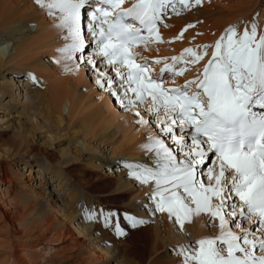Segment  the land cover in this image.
<instances>
[{
    "label": "snow or ice",
    "instance_id": "6c2138e0",
    "mask_svg": "<svg viewBox=\"0 0 264 264\" xmlns=\"http://www.w3.org/2000/svg\"><path fill=\"white\" fill-rule=\"evenodd\" d=\"M33 2L63 30L67 43L55 62L66 71L72 62L76 71L87 68L119 108L135 110L137 125H151L156 132L145 145L154 155L144 164H125L141 184L154 182V210L174 217L181 229L201 213L210 217V231L218 227L219 235L182 246L181 264H264V30L259 14L242 29L228 27L214 44L185 48L171 62L149 61L137 49L163 42V22L203 0H132L131 7H125L126 0ZM194 26L188 24L179 38ZM210 49L211 58L193 79L166 86V73L175 85ZM153 64L163 65L159 73L154 74ZM126 219L132 228L145 223L132 215ZM116 232L128 235L119 225Z\"/></svg>",
    "mask_w": 264,
    "mask_h": 264
},
{
    "label": "bare ground",
    "instance_id": "6f19581e",
    "mask_svg": "<svg viewBox=\"0 0 264 264\" xmlns=\"http://www.w3.org/2000/svg\"><path fill=\"white\" fill-rule=\"evenodd\" d=\"M257 14V22L264 30V0H203L200 6L195 5L180 18L167 20L170 29L160 31L167 41L165 46L138 50L154 59L194 45L214 44L228 27L240 25L242 29L246 22L256 19ZM190 23L195 26L188 28L180 39V33ZM57 24L58 21L33 0H0V113L12 117L7 120L6 116L0 121V141L3 140L0 185L6 186L0 189V264H181L183 257L179 259L175 254L171 258L166 253L167 248L175 246L181 254L183 245H180L184 243L174 237V217L158 210V215L152 213L155 201L146 199L147 191L154 189L152 182L143 185L138 181L141 185L137 187V183L123 180L122 174L117 175L113 170L117 165H113L112 160L97 157L87 144V139L103 146L110 142L109 129L103 123L114 109L105 95L97 104L98 108L90 110L95 89L84 80L81 69L75 70V62L70 63V70L66 71L63 63L55 62L51 66L43 59L44 54L50 53L56 61L60 58L58 49L67 43ZM10 73L12 78L8 79L5 74ZM24 74L35 85L40 83V90L34 92L35 106L21 105V91L15 93L18 81L13 76ZM81 87H86L88 94L81 93ZM34 107H38L40 117L55 131L63 130L61 132L67 131V134L57 137L41 127L37 119L35 122L30 119L28 111ZM144 107H141L142 114ZM64 108L68 111V120L63 115ZM13 112L19 118L17 129L11 121ZM82 113L87 119L81 120V126L76 125V118ZM143 130L145 127L141 126L137 133ZM68 135L69 143H63L62 148L54 147ZM148 143L149 140H145L134 147L133 143L114 146L110 158L144 164L154 155L146 150ZM144 152L143 157L139 155ZM123 162L125 166L126 161H122V165ZM19 164L21 171L30 170L29 177L36 173L49 187L56 186V192L62 195L59 200L62 210L50 204L46 189L37 193L33 187L22 183L24 174L16 171ZM45 197L47 209L43 210L40 204ZM82 198L86 208L102 223L97 218L94 223L88 220L87 209L79 207ZM109 205L115 208L110 211ZM129 215L145 223L132 228L126 219ZM203 219L204 213L193 216L182 230L195 239L219 235L218 227L207 231ZM214 223L218 225V221ZM116 225L124 228L128 235H117Z\"/></svg>",
    "mask_w": 264,
    "mask_h": 264
},
{
    "label": "rangeland",
    "instance_id": "374dc122",
    "mask_svg": "<svg viewBox=\"0 0 264 264\" xmlns=\"http://www.w3.org/2000/svg\"><path fill=\"white\" fill-rule=\"evenodd\" d=\"M206 45H209V44H206ZM91 51V50H89ZM43 59L45 60V62H48L49 64H51V66H53L55 64V60L50 57V53H46L44 54V56H42ZM45 57V58H44ZM148 58V57H147ZM100 58L97 57V60H99ZM152 59V58H151ZM155 59H158V58H154L153 60ZM82 63V62H81ZM101 69L105 70V71H110V69H107L104 65H100ZM154 68V74H156V72L158 71V67H153ZM80 69L84 72L83 73V78L84 80L89 83L92 87H94V92L92 94V102L89 104V107H93V108H90V110H96V107L99 105V102L101 99V97L104 96V98H107L108 100V104L112 107L113 110V113L111 115H109L108 119H105L106 121L103 123V126L104 127H107L109 130H108V134L110 135V142L108 144H105L106 146H103L101 145V143L97 142L96 140L95 141H92V140H89L87 139V144L91 145V149H93L95 152L94 154L97 156V157H100L102 159H105V160H112V164H116L117 166L115 168H113L115 174L117 175H120L122 174V178H124L123 180H127V181H130V182H133L134 184L137 183V187H139V182L138 180L134 179L131 175V171L129 172V169L126 168L124 166V162H123V165H122V161H126V163L129 161V159H124V158H113L111 159L110 158V155L112 153V151L115 149L114 146H121L122 144H125L127 146H129L130 144H132L131 146L134 147L135 145H137L138 143L140 144V142H145V140L147 141L148 140V137L151 135V136H155L156 135V132L154 130H152L153 128H150L151 125L149 126H144L145 127V130H143L141 132V134H138L137 132L141 129V125H137L135 123V115H134V110L133 112L129 113V112H126V111H123L121 108H119L117 106V103L115 102L114 98L111 97L108 93L107 90H102L99 88V86L94 82L98 77L97 75L93 74V73H90L89 70L83 66L80 67ZM157 70V71H156ZM114 74V73H113ZM7 76L8 79H11L12 76H11V73L10 74H5ZM24 76V77H23ZM14 80L18 81L17 83V86H16V92L15 93H19L21 91V97H20V103L21 105H26V104H30V106H35L36 105V96L34 94L35 90H40V86L38 85H35L34 82H32L27 76L24 75H15L13 76ZM29 79V80H28ZM183 79V78H182ZM170 82V81H168ZM24 85H23V84ZM22 85L24 87H22ZM29 85V86H28ZM29 88V90L27 89V87ZM34 89V90H33ZM80 89V92L81 93H85V94H88L86 90H88L86 87H81L79 88ZM33 92V93H32ZM30 93V94H29ZM103 98V99H104ZM92 104V105H91ZM98 104V105H97ZM89 107H86L87 109ZM142 107V106H141ZM19 108V106H18ZM98 108V107H97ZM38 107H34L33 110H29L28 111V115L30 117V119H33L34 122L36 121V119L39 121V123L41 124V127L43 126L44 128H46L48 131H51V134L53 132V135L57 136V137H63L64 135L67 134V131L64 132V134L61 132L63 130H57L55 131L54 127L52 125L49 124V122L45 119H43L42 117H40L39 115V112L37 111ZM20 111H23L22 108H19ZM13 120L12 123L14 125V128H18L16 125H18V116L17 114H15L13 112ZM63 115L64 117L67 118L68 120V111L64 108L63 109ZM84 113L81 114V116H78L76 119V125H82V119L84 120ZM7 116V115H6ZM6 116L4 114H1L0 113V121L3 120V118ZM8 117V116H7ZM12 118V117H11ZM10 117L6 118L7 120H10L11 119ZM145 118H149V117H145ZM87 119V118H85ZM6 124V123H5ZM80 125V126H81ZM68 129V126L65 127V130ZM153 131V132H152ZM40 136V135H39ZM139 136L142 137L139 139ZM41 137V136H40ZM81 138H84L83 136H81ZM66 139V140H65ZM139 139V140H137ZM3 142L0 141V144ZM70 142V136L68 135L66 138H63V140H59L56 144H55V148H62L64 147V144H66ZM64 143V144H63ZM78 144H80V141L78 142ZM135 144V145H134ZM138 144V145H139ZM140 149V148H139ZM138 149V150H139ZM137 151V150H136ZM140 156H144L145 155V152L144 153H139ZM120 164V165H118ZM34 165V164H33ZM118 166H122V167H118ZM35 167V166H34ZM21 165L19 164L18 167H16V171L20 170L19 172H22V174H24V177L22 179V183L24 184H28L30 187H33L36 191H38L37 193H42V189H46V197L50 198L48 199L49 202H51L50 204L55 206V209H58V211L62 210V205L61 203L59 202V200L62 199V195L57 193L56 192V186L53 185V187H49L47 182L43 183V179H42V176L41 175H37L36 173H32L31 174V177H29L30 175V170H24V171H21ZM37 170H34V172H36ZM108 171V169L106 170ZM111 172V171H110ZM113 172V173H114ZM106 173V172H104ZM109 174V172H107ZM107 175V174H106ZM117 175H115L114 177H116ZM205 177H206V171H205ZM133 180V181H132ZM24 181V182H23ZM136 181V182H135ZM42 184L45 185L42 186ZM57 185V184H56ZM151 186L154 187L153 190L151 191H147V196H146V199L150 202V196L153 195V193L155 192V184L154 182H152ZM149 186V187H151ZM5 189L6 186L5 185H0V189ZM153 192V193H152ZM152 193V194H151ZM52 196H51V195ZM50 196V197H49ZM45 197V200L41 202L40 204V208H43V210H46L47 209V204H46V201L47 198ZM54 197V198H53ZM83 198L81 199V203H79V207L82 209H87L86 210V215H88L89 217V212L92 213V219H89L90 222L94 223L95 222V219L97 218L98 222L99 223H102L101 220L99 219V217H96L95 218V215L94 213L90 210V208H86L85 206V200ZM97 201V199H96ZM55 203V204H54ZM60 204V205H59ZM117 206V205H115ZM60 208V209H59ZM113 208V206H108V209L111 211ZM154 210V209H153ZM146 211V210H145ZM154 213V211L152 212ZM156 214V212H155ZM158 215V214H156ZM210 219V217L207 215V214H204V219H203V223L205 224V228L207 231L211 232L209 230L210 228V225L207 223V221ZM174 220V219H173ZM175 227V233H174V237H176V239L183 241L181 244L178 243V244H175V245H179L181 244L180 246H187V245H190L192 243H194L195 241L199 240V239H195L192 235L188 234L187 232H184L179 226L178 224L175 225V222L172 223ZM249 228H252V225L249 224L248 225ZM236 231H238L237 233L239 234V230L237 229ZM175 246H171L169 248H167L166 250V253L169 257L173 258L176 254V256L180 257L179 259L182 258L181 254L178 251L177 247Z\"/></svg>",
    "mask_w": 264,
    "mask_h": 264
}]
</instances>
